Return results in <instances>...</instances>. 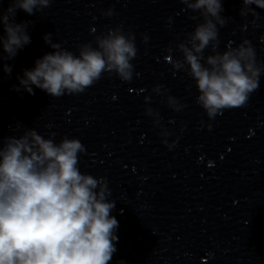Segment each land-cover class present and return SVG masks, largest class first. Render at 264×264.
<instances>
[{
	"label": "clouds",
	"instance_id": "obj_1",
	"mask_svg": "<svg viewBox=\"0 0 264 264\" xmlns=\"http://www.w3.org/2000/svg\"><path fill=\"white\" fill-rule=\"evenodd\" d=\"M52 2L9 0L7 9L0 11L4 32L0 46L6 54L0 59L14 58L31 42L26 31L31 22L17 24V10L34 15ZM179 2L198 12L202 22L176 44L180 58L174 57L172 47L166 49L164 59L171 64L173 75L179 70L192 78L198 91L196 103L209 120L225 110L244 107L264 72L254 46L244 39L235 47L218 51V26L223 27L227 20L221 15V0ZM242 5L240 16L257 17L251 6L264 9V0H242ZM102 14L111 17L114 11L109 8ZM43 39L53 51L37 59L33 69L24 70L18 77L19 86H13L15 91L23 88L32 95L35 86L59 98L83 93L105 74H115L124 82L133 78L135 36L126 33L122 24L95 35L94 44H80L78 54L53 42L51 33ZM206 49H211V54L205 56ZM3 71L10 74L12 67L4 64ZM162 88L157 84L152 91L162 94ZM144 99L145 114L156 118L162 143L171 149L175 141L169 143L167 137L172 133L160 125L159 113L147 106L149 97ZM166 101L177 112L186 107L172 95H167ZM207 126L211 128V124ZM0 144V264H109L117 251L114 242L119 224L110 214L115 202L108 199L111 191L104 177L81 172L79 157L86 151L81 141L65 136L56 142L54 134L45 138L34 128H26L19 137L0 139Z\"/></svg>",
	"mask_w": 264,
	"mask_h": 264
}]
</instances>
